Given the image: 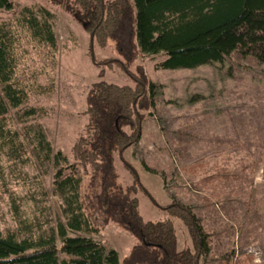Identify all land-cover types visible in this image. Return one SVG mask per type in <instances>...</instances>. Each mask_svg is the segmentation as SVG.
<instances>
[{
	"label": "rangeland",
	"instance_id": "1",
	"mask_svg": "<svg viewBox=\"0 0 264 264\" xmlns=\"http://www.w3.org/2000/svg\"><path fill=\"white\" fill-rule=\"evenodd\" d=\"M10 1L14 8L0 10V22L29 6L39 19H48L56 41L55 47L33 46L21 35L16 77L28 100L17 114L10 111V133L0 135V235L36 238L56 233L58 223H65L53 189L55 170L37 147L36 131H43L53 153L71 158L74 139L87 120L86 95L99 71L119 85L133 82L116 64H94L92 35L61 7L48 0ZM93 53L96 62L116 58L111 42L93 44ZM163 59L162 54L138 56L132 64V70L141 65L154 85L153 103L141 122L139 141L123 157L158 205L176 201L196 216L205 233L199 264H264V64L229 55L219 63L162 69ZM25 108H35V114L25 116ZM115 165L119 181L133 184V173L119 158ZM223 168L234 180L231 186L215 177ZM137 197L144 220L167 217L141 191ZM253 208L262 226L241 245ZM173 221L180 245H190L186 228ZM68 233L92 237L115 249L120 259L135 243L114 224L97 234Z\"/></svg>",
	"mask_w": 264,
	"mask_h": 264
},
{
	"label": "trees",
	"instance_id": "2",
	"mask_svg": "<svg viewBox=\"0 0 264 264\" xmlns=\"http://www.w3.org/2000/svg\"><path fill=\"white\" fill-rule=\"evenodd\" d=\"M73 15L91 36L93 44L113 43L116 58L94 64H116L133 84L104 79L90 86L86 95V124L74 139L71 158L51 145L39 128L37 147L55 170L53 189L62 201L65 223L36 238L15 232L0 235V264H199L205 248V233L189 207L176 201L158 205L123 157L141 136V122L152 107L154 85L138 56L162 54V69L195 68L219 63L229 55L264 64V0H48ZM10 0H0V10L11 11ZM48 14L47 12H45ZM49 15V14H48ZM33 46L55 47L48 19H39L24 6L13 20L0 22V135L10 133V111L21 110L28 92L16 77V50L21 35ZM25 108L24 115L35 114ZM134 175L133 184L119 181L116 159ZM217 180L231 186L225 168ZM141 191L167 215L144 220L139 209ZM226 214L230 209L222 206ZM174 219L186 228L190 245L181 246ZM109 224L122 228L135 243L122 259L113 248L92 237L68 232L97 234ZM262 226L255 208L241 232L244 245ZM59 242V244H58ZM62 255V257H60ZM217 264H228L219 261Z\"/></svg>",
	"mask_w": 264,
	"mask_h": 264
},
{
	"label": "water",
	"instance_id": "3",
	"mask_svg": "<svg viewBox=\"0 0 264 264\" xmlns=\"http://www.w3.org/2000/svg\"><path fill=\"white\" fill-rule=\"evenodd\" d=\"M92 58H93V54H92Z\"/></svg>",
	"mask_w": 264,
	"mask_h": 264
}]
</instances>
